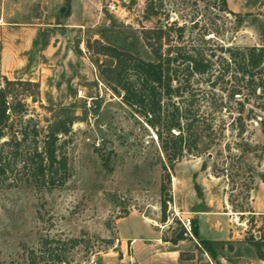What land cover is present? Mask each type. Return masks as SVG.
I'll return each mask as SVG.
<instances>
[{
    "label": "rangeland",
    "instance_id": "1",
    "mask_svg": "<svg viewBox=\"0 0 264 264\" xmlns=\"http://www.w3.org/2000/svg\"><path fill=\"white\" fill-rule=\"evenodd\" d=\"M161 1L157 15L145 18L144 0H0V88L4 79L22 82L7 88L8 104L20 99L22 111L9 112L0 141L25 129L22 148L34 141L38 149L49 130H66L57 133L66 172L59 185L29 181L23 154L2 146L0 264H22L29 255L45 264H134L128 235L149 238L152 252L180 238L181 262L214 264L192 235L193 218L221 264L255 257L250 238L264 236V70L251 83L228 52L264 45V0H225L237 17L217 0ZM165 15L185 26L180 40L170 29L167 42L201 49L210 62L190 78L179 106L193 113L194 125L206 118L217 133L207 153L183 151L166 161L168 179L158 125L121 102L104 48L151 59L140 31Z\"/></svg>",
    "mask_w": 264,
    "mask_h": 264
},
{
    "label": "trees",
    "instance_id": "2",
    "mask_svg": "<svg viewBox=\"0 0 264 264\" xmlns=\"http://www.w3.org/2000/svg\"><path fill=\"white\" fill-rule=\"evenodd\" d=\"M217 1L220 10L237 17L235 13L226 8L225 0ZM161 2V0H144L143 17L156 16ZM67 11L66 7L63 14H67ZM167 19L166 16L164 23L161 25L141 28L140 38L144 45L148 47L151 59L143 60L138 55L128 54L123 50L103 47L108 49V55L114 61V65L109 71L114 73L116 84L122 91L121 102L133 107L135 111L142 114L145 117V123L149 126L155 128L158 125L155 132L157 138H159L160 151L164 157L161 168L166 171L165 176L168 179L167 169H169V166L166 165V161H172L183 151L186 153L194 152L197 155L207 153L208 149L216 143L217 133L206 118H202L200 125H194L193 113L185 106H179L180 99L184 97V93L190 87V78L193 75L206 73L210 69V62L204 57L201 49L188 48L184 44H169L167 41H169L170 29H173L174 32L172 36L180 40L185 26L184 24H177L175 20L168 21ZM162 40L167 42L164 53L160 52ZM228 55L240 76H246L251 83H253L254 76L264 70V45L248 46L242 50L228 52ZM128 71L132 73L133 80L128 78ZM4 83L5 87L0 88V138L3 137V129L8 126L6 121L9 112L22 111L20 99L14 103L17 104V108L13 107L15 105L10 106L6 100L9 96L8 86L21 84L22 82L4 79ZM163 104L170 106V109L164 111V113L161 112ZM180 119L184 120L182 124ZM171 129L176 130V133L170 132ZM61 131L66 130L60 126L49 130L43 136L38 149L34 141L32 142V148L27 146L23 149L21 145L26 140L28 133L25 129H22L17 132L19 137L13 136L15 138L0 141V153L2 152V146H10L12 148L11 155L16 156L22 153L29 166L26 175L29 177V181H32L35 185H40V187L59 185L66 177L65 158L57 156L56 153L58 149L57 133ZM32 135L35 137L36 130H33ZM226 151H228V145H226ZM101 160L103 165H107L106 158L101 157ZM0 162L1 176L5 172L8 162L1 160V156ZM190 224L192 235L198 239L199 249L206 252L214 261V264H221L215 259L213 241L198 237L196 219H191ZM177 239L172 240V243ZM250 243L255 257L264 263V236L258 235L257 238L251 236ZM35 259L33 255H29L22 264H45L44 262L38 263Z\"/></svg>",
    "mask_w": 264,
    "mask_h": 264
},
{
    "label": "crops",
    "instance_id": "3",
    "mask_svg": "<svg viewBox=\"0 0 264 264\" xmlns=\"http://www.w3.org/2000/svg\"><path fill=\"white\" fill-rule=\"evenodd\" d=\"M2 21L3 20L0 19V23H3ZM7 23L14 24V22L11 21ZM5 28L6 27H3V25L0 24V29H5ZM29 31H33V32L37 31V26L31 27ZM23 41L24 40H22V44L24 43ZM29 43L28 44L26 43L24 45L28 47ZM148 234L150 235L151 232H149ZM126 239L130 240L131 255L134 260V264H186L184 262H181L178 257L179 256L178 250L174 247L176 243L170 244L173 247L165 246L164 249H160L152 252L151 243H149V238L144 237V235H128L126 236ZM163 243H168V242H163ZM156 247H158L157 244L155 245V248ZM234 264H240V263H234ZM246 264H264V263L263 261L254 257L250 259L249 263Z\"/></svg>",
    "mask_w": 264,
    "mask_h": 264
},
{
    "label": "built area",
    "instance_id": "4",
    "mask_svg": "<svg viewBox=\"0 0 264 264\" xmlns=\"http://www.w3.org/2000/svg\"><path fill=\"white\" fill-rule=\"evenodd\" d=\"M107 7H108L109 10H113L114 9V5L113 4H109ZM76 93H77V95H80L81 90L78 89L76 91ZM181 224H182L183 228L188 231V228H189V218L185 217L183 220H181ZM126 264H131V263L128 262Z\"/></svg>",
    "mask_w": 264,
    "mask_h": 264
},
{
    "label": "water",
    "instance_id": "5",
    "mask_svg": "<svg viewBox=\"0 0 264 264\" xmlns=\"http://www.w3.org/2000/svg\"><path fill=\"white\" fill-rule=\"evenodd\" d=\"M62 10H63V7H60V8H59V11H62Z\"/></svg>",
    "mask_w": 264,
    "mask_h": 264
}]
</instances>
